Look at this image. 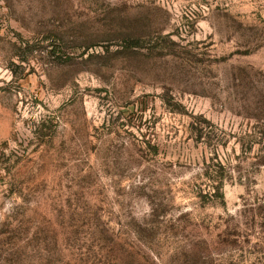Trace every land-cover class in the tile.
Returning a JSON list of instances; mask_svg holds the SVG:
<instances>
[{
	"label": "rangeland",
	"instance_id": "1",
	"mask_svg": "<svg viewBox=\"0 0 264 264\" xmlns=\"http://www.w3.org/2000/svg\"><path fill=\"white\" fill-rule=\"evenodd\" d=\"M0 264H264V0H0Z\"/></svg>",
	"mask_w": 264,
	"mask_h": 264
}]
</instances>
